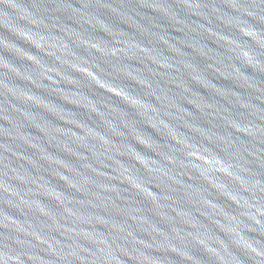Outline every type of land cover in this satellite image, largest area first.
I'll return each instance as SVG.
<instances>
[{
    "label": "water",
    "instance_id": "1",
    "mask_svg": "<svg viewBox=\"0 0 264 264\" xmlns=\"http://www.w3.org/2000/svg\"><path fill=\"white\" fill-rule=\"evenodd\" d=\"M0 264H264V0H0Z\"/></svg>",
    "mask_w": 264,
    "mask_h": 264
}]
</instances>
